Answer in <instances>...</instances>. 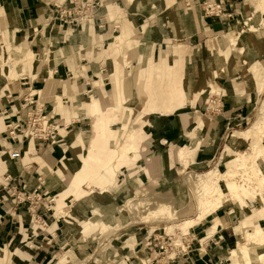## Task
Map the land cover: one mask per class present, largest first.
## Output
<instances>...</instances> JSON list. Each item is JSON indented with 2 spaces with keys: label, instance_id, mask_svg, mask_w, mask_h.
Wrapping results in <instances>:
<instances>
[{
  "label": "crops",
  "instance_id": "0c3cea01",
  "mask_svg": "<svg viewBox=\"0 0 264 264\" xmlns=\"http://www.w3.org/2000/svg\"><path fill=\"white\" fill-rule=\"evenodd\" d=\"M63 1L0 0V45H2L0 46V62H4L6 66V62L11 58L12 62L18 64L16 77H19L17 80H15L16 77L10 78L8 74L4 75V66L0 68V112L7 111L12 117L10 121L15 120V114L12 112L19 110L22 96L25 93L24 85L28 83L32 90L40 95L46 112L54 118V122L60 125L57 145H51L50 142L25 141L21 146L7 137L5 125L10 121L0 116V264H17L16 260L23 261L25 258H28L26 264H45L51 254L50 249L46 247L44 250H38L37 247H33L44 236L49 240L56 239L59 246H72V242H77L76 245L82 246V249H90L92 245L89 246V244L92 242L88 244L81 242L80 227L87 220L98 217L101 208L98 204H93L89 198L90 195H87V191L82 187L85 184L89 188L96 185L104 191L106 188L117 185L120 169L124 166L131 169L135 164L138 149L146 140L143 134L145 126L154 128V134L163 139V144L166 143L165 140L171 144H178L185 135L187 128L185 118L180 116L174 119L171 114L168 115L182 104L184 98L182 91L172 87V95L168 101H165L154 90H147L146 103L134 118L130 135L127 136L119 153L113 152L112 156L116 159V163L109 164L102 159L100 152L108 150L111 136L116 133L106 124L111 110L102 111L101 101L95 97L86 104V112L81 107L91 93L97 92L101 96L111 84L108 71L103 69L105 62H117L119 59L121 61V58L108 57L104 51L107 52L110 47L118 48L130 35V32L123 28L122 32L120 31L121 33L115 37L120 27L116 21L112 20V15L117 17L118 13L125 12V18L135 20L132 24L138 38L143 36L148 44H152L153 60L161 62L144 68L145 70L147 68L149 75L155 74L161 78L167 76L177 84L182 79L179 75L180 69L171 67L166 62H177L178 65H181L179 60H182L181 62H228L221 57L209 58L208 50L212 43L211 40L218 34L226 37L233 32L235 34L237 28L242 27L246 21L251 28L250 19L256 7L255 0H101L102 7L95 24L82 30L80 27H60L52 23L53 7ZM214 2H223L231 18L206 17L203 11L204 5ZM145 19L149 20L147 25ZM142 20L143 24H141ZM151 20L155 21L156 25L151 26ZM158 20H169V23L160 24ZM241 34L244 35L243 31ZM251 38L252 36L248 35L242 39ZM7 45L12 46L11 53L6 51ZM174 48L182 52L177 59L172 56ZM257 56L263 60L264 50L262 48L259 49ZM231 61L236 64H232L230 72L235 73L246 66L240 55L232 57ZM25 62H30L29 65L32 67L23 66ZM136 62H139L138 59ZM214 77L221 78L215 75ZM202 90L205 91L206 88ZM202 90H197L196 94H203ZM58 100L65 105L72 100L77 107L70 113V116H68L69 112L62 108L60 111L64 115L62 116L60 112H57ZM228 100L225 104L226 109L217 114V116L221 114L222 119H226L244 104L237 95L228 96ZM233 103L238 106L234 107ZM148 111L151 113L147 114L146 121H142L143 115ZM66 115L68 117H65ZM172 124L175 126L173 132ZM87 126H92V135L85 140L78 133L83 134L84 127ZM196 129L191 133L192 141L197 147L195 152L198 150ZM74 142L85 146L89 151L88 155L84 156L79 146L74 148L72 146ZM17 148L21 149V158L12 160L9 153ZM184 149H181L179 153ZM200 153L202 159L196 161L197 165L209 161L206 152L200 150ZM163 168H167L166 161H164ZM96 169H100L102 173ZM153 170L156 171L153 173ZM160 170L162 169L158 162L152 167L146 166L144 169L146 178L151 180L152 177H157ZM58 171H61L63 176L68 173L72 175L68 186L64 184ZM6 176H10L13 180L10 186L24 182L28 193H32L37 187L38 177H44L46 185L42 193L43 201L37 210L44 219L45 225L39 220L35 221V215L29 211V203L19 204L9 197L3 184ZM140 183L142 184V181L139 178L137 180L127 176L125 182L117 188L121 193H132L136 185L139 186ZM55 193H57L56 196ZM45 196L55 198L51 212L45 208L47 203ZM73 202L77 210L67 219L64 215L71 213L73 205L69 206V203ZM233 206L235 205L228 207ZM226 207H221L217 212L226 210ZM253 210L259 211L261 207ZM258 211L255 212L257 216L254 225L250 228L252 231L256 226H261L256 220L264 218L258 214ZM217 212L211 216L217 215ZM88 213L94 217L90 218ZM220 220L224 225L226 224L222 219ZM206 222L207 220L190 229L197 231ZM33 224H35L34 233H37L43 226H50V230L52 225L57 224V228L52 229V233L44 232L34 236L30 230ZM219 227L216 239L212 240L216 244H210L204 254H201L202 250L199 249L196 250L199 254L197 252L192 254L197 264H204L202 259L206 257L215 262L220 260L219 262L223 264L229 260L227 250L231 248L234 238L231 233L223 232ZM26 234L31 237L29 244L22 241ZM98 234L100 233L93 230L85 237L93 240ZM212 236H206L201 242ZM23 245L26 248L29 247L30 252L26 253L30 255V260V257L22 252ZM57 257L58 255L49 264Z\"/></svg>",
  "mask_w": 264,
  "mask_h": 264
},
{
  "label": "rangeland",
  "instance_id": "374dc122",
  "mask_svg": "<svg viewBox=\"0 0 264 264\" xmlns=\"http://www.w3.org/2000/svg\"><path fill=\"white\" fill-rule=\"evenodd\" d=\"M255 4L254 15L250 19L251 28L246 21L242 27L237 28L235 34L233 32L229 37L218 34L211 40L212 43L208 50L209 58L218 59L221 57L228 62H181L182 60H179L181 65H178L177 62H166L169 66L180 69L179 75L182 79L177 84L167 76L161 78L159 75H149L147 68L161 62H154L152 44H148L143 36L138 38L132 24L135 23V20L125 18V12L122 13L123 15L118 13L117 17L112 15V20L116 21L120 27L115 37L122 32L123 28L128 30L130 35L124 44L115 49L110 47L107 52L104 51V54L108 57L121 58L122 62L120 59L117 62H105L103 69L108 71L111 84L101 96L97 92L91 93L82 103V107L79 105L86 112V104L95 97L101 101L102 111L111 110L106 124L116 133L111 136L108 150L100 152L102 159L109 164L116 163V159L112 156L113 152L119 153L127 136L130 135L134 118L146 103L147 90H154L165 101H168L172 95V87L179 88L183 93V102L168 115L171 114L174 119L180 116L185 118L187 128L178 144H171L167 140L163 144V139L154 134V128L145 126L144 131L142 128L146 140L138 149L134 166L131 169L126 166L120 169L117 185L106 188L104 191L96 185L89 188L85 184L82 187L87 191V195H90L89 198L93 204H98L101 208L98 217L87 220L81 227L79 226L81 242L85 244L92 242L89 244V246L92 245L91 248L84 250L82 246L76 245L77 242H72V246H59L56 239L44 241L42 238L33 247H37L38 250H44L46 247L50 249L51 254L45 264H49L56 255L58 257L51 264H139L138 259L148 261L146 264H197L192 254L195 252L199 254L197 249L202 250L200 253L204 254L210 244H216L212 240L216 239L218 230L211 238L201 242L207 236L215 218L222 219L224 223L228 224V227L220 226L219 229L231 233L234 238L231 248L227 250L229 260L224 264H232V262L243 264L245 261L241 259L242 255L247 252V249L253 247L256 249L252 250L254 255L259 258L256 257L250 264H264V247L262 249L259 247L260 243L264 242L260 239L264 235L262 232L256 233V230H250L257 216L255 212L258 211L253 209L261 207L259 203L247 204L248 214H245V211L239 206L235 205L232 208L227 206L226 210L217 212V215L208 216L207 222L197 231L190 228V232L189 229L187 232L181 230L183 223L199 215V199L202 193V184L197 185L196 177L199 174L212 170H218L221 174L242 172L241 169L235 167L239 162V153H250L251 146L255 143H259L260 146L258 155L264 153V140L260 142L259 137L253 136L257 127L264 128V58L260 60L257 56L260 48L264 50V0H255ZM144 21L146 25L149 23L148 19ZM158 21L160 24L169 23V20ZM143 23L142 20L141 24ZM154 23L155 21H150L151 26L156 25ZM93 25H84L80 28L84 30ZM242 31L244 35L241 34ZM248 35H251L252 38L242 39ZM12 49V46L7 45L8 53H11ZM180 54H182L181 50L175 48L172 50V56L176 59ZM238 55L241 56L246 66L235 73L230 72L232 66L236 64V62H230V59ZM247 57L249 58L247 59ZM137 59L139 62H136ZM12 61L9 58L6 66H4V62H0V68L4 66V75L16 77L18 64ZM29 63L25 62L22 65L32 67ZM9 66L12 68L10 69ZM145 67H147L146 70ZM220 71L222 72L220 73ZM214 75L224 79L215 78ZM17 79L19 77L15 80ZM196 88L198 91L205 90V88L206 90H202L203 94L200 95L196 94ZM230 95L240 96V100L244 104L226 119H222L221 114L219 116L217 114L226 109L225 104L229 101L228 96ZM58 101L57 112L65 108L69 112L68 116L77 107L72 103V100L68 105L63 104L61 100ZM233 106L238 105L233 103ZM149 113L151 112L148 111L143 115L142 121H146ZM62 116L64 115L62 114ZM73 116L75 115L73 114ZM195 129L198 136L196 152V143H193L191 138V133ZM174 130L175 126L172 124V132ZM84 131L83 134L78 133V135L88 140L92 135V126L84 127ZM245 133L247 134L245 135ZM248 134L251 138H247ZM72 146L74 148L79 146L84 156L89 153L88 149L81 146L80 143L74 142ZM183 148L185 149L179 153ZM200 150L206 152L209 161L197 165L196 161L202 159ZM257 158L261 160L260 157ZM164 161L167 162L166 169L163 168ZM157 162L162 170L157 177L148 180L144 169L146 166L156 165ZM241 168L246 174L250 171L247 166ZM96 170L102 173L100 169ZM155 171L153 170V173ZM58 173L63 178L64 184L68 186L72 175L68 173L63 176L61 171ZM127 176L137 180L139 178L142 184L136 185V189L132 193H121L117 187L125 182ZM54 195L56 196L57 193ZM241 197L240 201L243 202H247L250 198L248 195ZM69 206H72V210L75 206L74 202L69 203ZM258 214L261 215L259 211ZM244 215L248 217L243 223ZM89 216L90 218L94 217L91 214ZM256 222L264 229V218H259ZM49 227L43 226L37 233H34L35 224H33L30 230L34 236H37L38 233H52L51 230H55L57 224L52 225L50 230ZM93 230L100 234L94 236L93 240H89L90 238L88 239L85 235ZM26 236L27 238H25ZM30 240L31 237L27 234L22 238L24 243L28 242L29 244ZM28 248L23 245L22 252L30 257L26 253L30 252ZM238 257H240V261L236 263ZM206 258L202 259L204 264H223L219 262L220 260L215 262L209 257ZM27 259L25 258L23 261L18 259L15 263L26 264ZM250 260L251 258L248 257L246 262L249 263Z\"/></svg>",
  "mask_w": 264,
  "mask_h": 264
},
{
  "label": "built area",
  "instance_id": "2783aa9c",
  "mask_svg": "<svg viewBox=\"0 0 264 264\" xmlns=\"http://www.w3.org/2000/svg\"><path fill=\"white\" fill-rule=\"evenodd\" d=\"M65 1L54 5L52 10L53 24L70 28L95 24L102 5L101 0ZM203 11L206 17L231 18V15L226 12L223 2L206 3ZM24 89L25 93L22 96L19 110L12 112V114H15V120L10 121L12 117L7 111L0 112L1 117H6L10 121L5 125V134L11 141L17 142L21 146L25 141L50 142L51 145H57L60 125L58 122H54V118L46 112L45 104L41 102L38 92L32 90L28 83H25ZM21 155L20 148L9 153L12 160H19ZM12 181L10 176H6L3 180L4 188L7 190L9 197L19 204L29 203V211L35 215V221L39 220L45 225L44 219L38 214L37 210V207L43 201L42 193L46 185L44 177H38L37 187L32 193L27 192L24 182L10 186ZM45 199L47 201L45 208L48 212H51L55 198L45 196ZM43 240H48V238L44 236Z\"/></svg>",
  "mask_w": 264,
  "mask_h": 264
},
{
  "label": "bare ground",
  "instance_id": "6f19581e",
  "mask_svg": "<svg viewBox=\"0 0 264 264\" xmlns=\"http://www.w3.org/2000/svg\"><path fill=\"white\" fill-rule=\"evenodd\" d=\"M9 68L11 69L12 67L9 66ZM12 78L14 79V77ZM246 134L247 133H245V135ZM253 136H255L256 138L259 137L260 142H262L264 140V128L261 129L257 127V130L254 132ZM247 138H251L250 134L247 135ZM259 147V143H255L251 146L250 153H239V162L235 167L239 170L241 169L242 172H228L226 174H221L220 172H218V170H212L204 174H199L196 177L197 185L202 184V193L199 199V215L196 218L189 220L181 225V230L183 232H187L189 228L201 224L206 220L208 216L215 214L223 206L236 205L239 206V208L243 209L245 211V214H248V210L246 208L247 204L256 202L261 205V210H259V212L262 216H264V162H260L261 160L264 161V153L258 155ZM257 157H260L261 160H258ZM242 166H247L248 168H250V171H248V173L246 174L241 168ZM247 195L250 197L247 202L240 201V199L242 198L241 196L246 197ZM253 198L255 201L253 200ZM76 210L77 207L74 206L71 210V213L64 212V216H66V218H69L71 217L70 214L75 213ZM247 217L248 216L246 215L243 216V223L247 219ZM211 224L212 226L208 230V237L215 234V231L219 226H226V224L224 225L220 219L216 218ZM255 230L256 233L262 232V235H264L263 228L258 227ZM260 239L262 241L264 240V237L262 236ZM259 247L260 249H262V247H264V242L260 243ZM252 250L256 249H254V247L252 249H247V252L242 255L241 259L245 261L243 262V264H250V262L254 261L256 257L259 258V256L254 255V251ZM248 257L251 258L249 263L246 262ZM138 260L139 264L147 263L146 260ZM239 261L240 257L236 258V263ZM232 264L235 263L232 262Z\"/></svg>",
  "mask_w": 264,
  "mask_h": 264
}]
</instances>
